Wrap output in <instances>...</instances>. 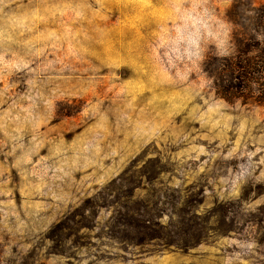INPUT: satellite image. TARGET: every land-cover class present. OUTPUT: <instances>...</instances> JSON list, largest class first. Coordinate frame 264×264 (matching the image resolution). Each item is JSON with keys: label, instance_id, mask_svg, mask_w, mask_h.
I'll return each mask as SVG.
<instances>
[{"label": "rangeland", "instance_id": "obj_1", "mask_svg": "<svg viewBox=\"0 0 264 264\" xmlns=\"http://www.w3.org/2000/svg\"><path fill=\"white\" fill-rule=\"evenodd\" d=\"M263 59L264 0H0V264H264Z\"/></svg>", "mask_w": 264, "mask_h": 264}, {"label": "trees", "instance_id": "obj_2", "mask_svg": "<svg viewBox=\"0 0 264 264\" xmlns=\"http://www.w3.org/2000/svg\"><path fill=\"white\" fill-rule=\"evenodd\" d=\"M264 60V59H263ZM257 64H263V62H257ZM252 64H247V63H238L237 65V70H238V75L235 77V80L239 82V85L236 87L238 90L245 92L249 89H251L253 86H257L262 80L261 78H255L251 77V73L249 72V68ZM264 87V83L260 86ZM264 89V88H263ZM264 91V90H263Z\"/></svg>", "mask_w": 264, "mask_h": 264}]
</instances>
